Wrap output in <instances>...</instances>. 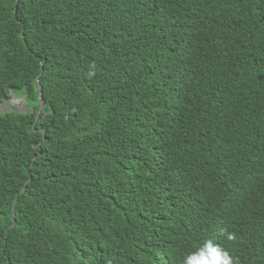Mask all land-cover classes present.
<instances>
[{
	"label": "trees",
	"instance_id": "1",
	"mask_svg": "<svg viewBox=\"0 0 264 264\" xmlns=\"http://www.w3.org/2000/svg\"><path fill=\"white\" fill-rule=\"evenodd\" d=\"M13 92L0 264H264V0H0Z\"/></svg>",
	"mask_w": 264,
	"mask_h": 264
},
{
	"label": "clouds",
	"instance_id": "2",
	"mask_svg": "<svg viewBox=\"0 0 264 264\" xmlns=\"http://www.w3.org/2000/svg\"><path fill=\"white\" fill-rule=\"evenodd\" d=\"M40 113L41 112H39L38 114V118L40 116ZM234 169L235 168L233 167H229L221 173L217 174V179L219 183L221 180H223L221 178L222 175H225ZM224 192L229 194L226 191ZM198 199L201 203L205 205L212 203L214 206H216V196L213 190L205 191L204 193L198 196ZM236 214L237 218L245 215L243 210L238 207L236 208ZM220 235L224 236L225 239L230 242H235L236 240L235 234H230L227 232V230L224 229L221 230ZM184 264H237V262L234 260V258L230 255L228 251H226L224 248L220 247L218 244L214 243L212 240L209 239L206 240L196 252L191 255H188L185 258Z\"/></svg>",
	"mask_w": 264,
	"mask_h": 264
},
{
	"label": "rangeland",
	"instance_id": "3",
	"mask_svg": "<svg viewBox=\"0 0 264 264\" xmlns=\"http://www.w3.org/2000/svg\"><path fill=\"white\" fill-rule=\"evenodd\" d=\"M12 96H13V98L11 100H9L6 103L0 104V113L12 111V110H15L18 112L28 110V108H25L26 103H25L24 98L19 97V96H21L20 93L13 92ZM15 100H16V102H15Z\"/></svg>",
	"mask_w": 264,
	"mask_h": 264
},
{
	"label": "water",
	"instance_id": "4",
	"mask_svg": "<svg viewBox=\"0 0 264 264\" xmlns=\"http://www.w3.org/2000/svg\"><path fill=\"white\" fill-rule=\"evenodd\" d=\"M39 97H40V100H41V108H40V111H39V112H41V109H42V107H43V102H42V89H41V87H40V94H39Z\"/></svg>",
	"mask_w": 264,
	"mask_h": 264
},
{
	"label": "bare ground",
	"instance_id": "5",
	"mask_svg": "<svg viewBox=\"0 0 264 264\" xmlns=\"http://www.w3.org/2000/svg\"><path fill=\"white\" fill-rule=\"evenodd\" d=\"M20 101V100H19ZM15 102H16V100H15ZM13 103V102H12Z\"/></svg>",
	"mask_w": 264,
	"mask_h": 264
}]
</instances>
